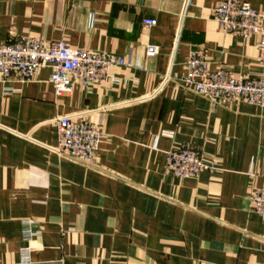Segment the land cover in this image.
Masks as SVG:
<instances>
[{"label": "crops", "instance_id": "1", "mask_svg": "<svg viewBox=\"0 0 264 264\" xmlns=\"http://www.w3.org/2000/svg\"><path fill=\"white\" fill-rule=\"evenodd\" d=\"M239 1L264 10V0ZM219 2L0 0V44L64 40L127 61L104 83L61 94L48 67L30 82L0 77V263L264 264V219L247 198L264 185V110L215 106L181 83L193 51L211 69L264 77L261 37L222 31ZM66 115L101 129L93 164L56 152L53 120ZM183 146L212 171L167 173L166 152Z\"/></svg>", "mask_w": 264, "mask_h": 264}, {"label": "built area", "instance_id": "2", "mask_svg": "<svg viewBox=\"0 0 264 264\" xmlns=\"http://www.w3.org/2000/svg\"><path fill=\"white\" fill-rule=\"evenodd\" d=\"M214 17L220 29L242 37L259 35V48L264 49V10L253 9L239 0H220L214 8ZM94 20L90 17V23ZM155 19H145V27L154 26ZM156 46L147 47V55L153 56ZM123 57L104 51L73 48L64 40L51 41L41 37L24 36L11 44H0V77L16 76L30 82L40 68L51 69L50 81L58 94L73 89L77 84L90 86L107 81L114 66L126 65ZM186 74L181 83L187 91L208 99L213 105H233L244 102L264 110V77L255 79L236 77L224 68L211 69L201 51H193L188 57ZM57 128L60 155L85 164H93L100 149L101 129L79 115H66L53 120ZM163 136L173 138L175 132L164 130ZM166 172L180 178L199 177L212 171L199 152L190 147L172 148L166 152ZM252 210L264 219V185L254 187L247 195ZM23 235L29 241L34 232L33 222L25 221ZM28 249H25V251ZM0 264H64L63 260L36 261L28 255L21 260Z\"/></svg>", "mask_w": 264, "mask_h": 264}]
</instances>
